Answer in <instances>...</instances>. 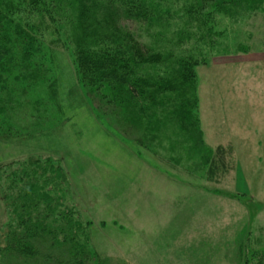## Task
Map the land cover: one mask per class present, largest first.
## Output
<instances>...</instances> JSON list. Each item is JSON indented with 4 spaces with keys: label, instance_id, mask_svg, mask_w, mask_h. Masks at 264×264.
<instances>
[{
    "label": "rangeland",
    "instance_id": "374dc122",
    "mask_svg": "<svg viewBox=\"0 0 264 264\" xmlns=\"http://www.w3.org/2000/svg\"><path fill=\"white\" fill-rule=\"evenodd\" d=\"M214 26L218 35L213 43L191 39L178 54L192 64L199 62L189 89L196 95L198 128L206 145L211 149L233 146L228 160L231 170L210 181L205 179L201 153L195 154L180 136L184 131L176 115L165 113L149 125L132 123L137 128L124 134L129 143L119 134L126 126L119 117L97 120L76 81L69 47L55 59L46 55L41 68L38 60L33 62L35 67L23 73L26 79L35 74L36 84L13 81L8 74L0 77V246L12 219L2 195L8 175L27 163L28 172L40 174L34 161L49 159L62 170L59 190L81 224L89 264H145L146 260L241 264L254 250L264 249V231L256 236L257 214L264 221V147L256 149L255 135L256 119L264 117V3L242 17H219ZM188 94H183L186 100ZM260 122L259 128L264 127V120ZM98 154L109 156L102 163L97 161ZM131 155L136 160L131 167H141L142 177L137 187L121 189L108 179L112 174L104 166L117 163L129 169ZM128 174H122L124 185H128ZM148 174L151 180L167 177L169 196L178 197L179 207L184 208V214L173 218L169 226L165 221L162 225L160 218L158 224H151L143 213L137 219L132 213ZM197 197L202 210L199 221L193 220ZM173 201L169 211L176 206ZM226 211L234 217L245 211L247 225L240 219L228 220ZM213 214L215 237L213 231L205 237L203 228L209 233L210 222L214 226L209 217ZM152 228L162 234L150 236L146 230ZM199 228L202 234L196 237Z\"/></svg>",
    "mask_w": 264,
    "mask_h": 264
},
{
    "label": "trees",
    "instance_id": "16d2710c",
    "mask_svg": "<svg viewBox=\"0 0 264 264\" xmlns=\"http://www.w3.org/2000/svg\"><path fill=\"white\" fill-rule=\"evenodd\" d=\"M263 3L0 0V77L8 74L13 81L36 84L35 74L26 79L23 73L35 67L33 62L38 60L41 68L46 55L55 59L69 47L76 81L97 120L108 115L119 117L120 123L126 124L119 134L129 143L124 134L136 129L135 124L149 125L165 113L176 115V123L184 131L180 136L205 161V179L214 180L217 174L231 170L228 160L233 146L228 143L211 149L206 145L198 128L196 95L189 89L194 86L193 69L199 62L192 64L190 58L178 54L191 39L213 43L219 17H242ZM185 91L190 92L187 100ZM51 161H34L40 174L28 172L27 163L8 175L5 189L9 193L2 195L12 219L0 246V264L91 263L82 242L86 237L81 224L74 210L63 202L64 191L59 190L62 170ZM241 264H264V249L254 250Z\"/></svg>",
    "mask_w": 264,
    "mask_h": 264
},
{
    "label": "crops",
    "instance_id": "0c3cea01",
    "mask_svg": "<svg viewBox=\"0 0 264 264\" xmlns=\"http://www.w3.org/2000/svg\"><path fill=\"white\" fill-rule=\"evenodd\" d=\"M257 122L259 123V126L262 125V123L260 121L264 120V117L262 119L257 118L256 119ZM257 128L256 131V149H259V151L262 150V147H264V127H260ZM262 130V131H259ZM259 140L263 141V144H261V142H258ZM127 154V153H126ZM109 155L104 154V155H100L98 154V159L97 161H102V163H104V159L106 160V157H108ZM105 157V158H104ZM133 161L136 160L134 159L133 155H131V158H129V162L128 165L130 168H124L123 165H116L115 163H111V164H106L104 167L109 168L107 171L108 173H111L112 176L109 177L108 179H113L116 183H117V187L123 189V188H127V186L131 189V188H135L137 187V183H139L140 177H142V175L140 176V174L143 172L141 167L139 168L138 166L136 168L131 167L133 164ZM108 163V162H107ZM102 166V165H101ZM124 173H129L128 174V185H124V180L122 178V174ZM147 172V171H145ZM131 173H135V174H131ZM160 174V173H159ZM151 176V175H150ZM149 176V174L147 175L148 178V182L146 181V186H145V190L144 193L142 194L141 198L138 197V200L135 201L134 203V209L132 208V213L135 215V218H140L141 214L143 213L145 216H148V219L150 220V223L152 224L154 221H156L155 223L158 222V219L160 218L162 220V225H164L163 221L166 222L167 226H169V224H172V222H174V219H179V217H181V215L184 214L183 209H181L179 207L180 205V199L178 197H170L169 196V182H168V178L165 177L164 178L161 177V179H158L156 177V179L151 180V177ZM242 173H241V179H242ZM141 182V181H140ZM115 194V193H114ZM116 196H118L117 194H115ZM140 198V199H139ZM173 199H175V208H173L172 210L169 211V204H172L174 201ZM215 199V198H214ZM229 199V198H228ZM196 200H198V207L195 208L197 209L196 211L193 212V220L198 219V221L201 219V200L200 197L196 198ZM231 200V199H230ZM173 201V202H172ZM195 203V202H194ZM178 206V207H177ZM232 205L230 204V209L232 210ZM242 210V209H241ZM244 210V208H243ZM240 216L239 217H234L232 211H226V215L228 217V220L233 221V220H238L240 219L241 221H245L246 225H247V220L249 219V215L244 212L239 213ZM215 214L213 215H209L210 218H213V224L214 226H212L211 222L209 224V233L205 231V229L203 228V236H209L211 231H213V235L215 237V220L216 217H214ZM258 221H257V227H256V236L258 234V232L260 230L264 231V221H261V216L260 214L258 215ZM174 218V219H173ZM264 220V219H263ZM247 221V222H246ZM149 223V221H148ZM158 224V223H157ZM182 224V223H181ZM261 224V225H260ZM179 226V224H178ZM157 228H152V229H148L146 231H148L147 233L150 234V236H159L160 234H162L161 232L156 231ZM162 231V230H161ZM200 231V232H198ZM258 231V232H257ZM198 233H196V237L199 236L200 237V233L201 229L199 228L197 230ZM248 235V234H247ZM231 238V235H230ZM230 245V244H229ZM230 247V246H229ZM232 247V245H231ZM231 247L229 248L231 251ZM235 251H232L230 253H233ZM236 259V258H235ZM151 262V263H150ZM145 261V264H188V262H180V261H171V263L169 262H164V261H159V263H156V261ZM192 264V263H190ZM197 264V263H195Z\"/></svg>",
    "mask_w": 264,
    "mask_h": 264
}]
</instances>
